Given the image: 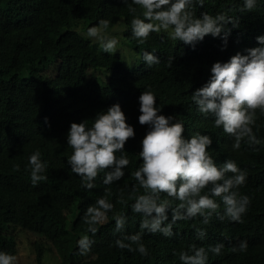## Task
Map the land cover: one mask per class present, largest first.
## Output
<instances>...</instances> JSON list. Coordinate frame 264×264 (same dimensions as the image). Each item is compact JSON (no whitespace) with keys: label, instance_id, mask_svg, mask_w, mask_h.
Masks as SVG:
<instances>
[{"label":"clouds","instance_id":"clouds-1","mask_svg":"<svg viewBox=\"0 0 264 264\" xmlns=\"http://www.w3.org/2000/svg\"><path fill=\"white\" fill-rule=\"evenodd\" d=\"M205 2L122 0L138 43L165 32L177 41L180 55L190 57L208 37L222 42L212 46L222 48L223 56L211 59L203 77L187 84V92L181 91L186 79H180L181 87H163L169 91L172 116L163 113L150 87L142 92L138 119L148 131L141 151L125 147L130 139L139 141L141 132L136 135L118 103L97 113L91 126L88 120L71 123L66 165L74 191L94 202L82 216L92 237L99 226L111 224L107 239L141 257H149L151 247L162 248L164 237L180 244L191 239L200 246L173 251L180 264H208L209 252L216 263L233 264L235 254L247 252L249 244H231L264 219V201H252L245 191L255 168L243 162L245 149L264 146L258 138L264 118V0H243L239 18L227 12L197 16L195 8ZM110 24L101 19L87 29L86 37L113 54L119 41L107 34ZM247 36L251 43L244 46ZM143 61L149 68L161 63L150 52L143 54ZM173 61L168 58L169 68ZM25 170L33 187L48 179V162L39 150L29 156ZM210 222L221 227L223 244L201 245ZM94 243L82 235L77 254L88 255ZM20 247L25 249L18 244L15 255L0 247V264H18Z\"/></svg>","mask_w":264,"mask_h":264},{"label":"trees","instance_id":"trees-1","mask_svg":"<svg viewBox=\"0 0 264 264\" xmlns=\"http://www.w3.org/2000/svg\"><path fill=\"white\" fill-rule=\"evenodd\" d=\"M242 6L243 0H206L195 11L197 16L227 12L239 18ZM101 19L111 21L107 34L119 41L116 53H105L99 41L86 37L87 29ZM131 19L122 0H0V247L9 253L15 255L18 244H24L35 264H88L96 257L103 258V264H180L173 251L195 243L164 237L162 248L151 247L149 257H141L107 239L111 224L99 226L92 237L85 232L82 216L94 202L74 191L67 170L71 123L88 120L91 126L97 113L118 103L136 135L141 132L139 141L130 139L125 147L141 151L148 131L138 119L142 92L150 87L163 113L171 115L169 91L163 87H181L180 79H186L184 90L203 77L211 59L223 56L222 48L212 46L222 42L208 37L190 57L181 56L177 41L165 32L153 33L140 44L132 36ZM250 43L247 36L244 46ZM145 52L158 56L161 63L149 68L143 61ZM169 57L174 58L171 68ZM260 124L258 138L264 140V118ZM257 147L259 151L244 150L243 162L255 168L245 191L252 201H264V146ZM36 150L48 162V179L33 187L25 169ZM205 230L201 245L222 243L220 226L210 222ZM84 234L95 243L81 256L77 241ZM241 240L248 242V250L236 253L232 263L264 264V219L231 245ZM208 264H219L211 252Z\"/></svg>","mask_w":264,"mask_h":264},{"label":"rangeland","instance_id":"rangeland-1","mask_svg":"<svg viewBox=\"0 0 264 264\" xmlns=\"http://www.w3.org/2000/svg\"><path fill=\"white\" fill-rule=\"evenodd\" d=\"M122 26V24L115 26L114 31L116 30H120V27ZM124 29V28H123ZM18 264H35L34 261H32L29 256L28 253L26 252V250L24 248H19L18 250ZM104 263V259L101 257H96L91 259L88 264H103Z\"/></svg>","mask_w":264,"mask_h":264}]
</instances>
